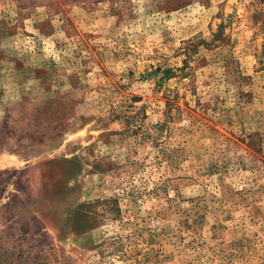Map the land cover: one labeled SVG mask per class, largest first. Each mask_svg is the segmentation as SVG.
<instances>
[{"label": "rangeland", "instance_id": "obj_1", "mask_svg": "<svg viewBox=\"0 0 264 264\" xmlns=\"http://www.w3.org/2000/svg\"><path fill=\"white\" fill-rule=\"evenodd\" d=\"M0 264H264V0H0Z\"/></svg>", "mask_w": 264, "mask_h": 264}, {"label": "trees", "instance_id": "obj_2", "mask_svg": "<svg viewBox=\"0 0 264 264\" xmlns=\"http://www.w3.org/2000/svg\"><path fill=\"white\" fill-rule=\"evenodd\" d=\"M169 75H170V72H169V71H167V72H166V76H167V77H169Z\"/></svg>", "mask_w": 264, "mask_h": 264}]
</instances>
